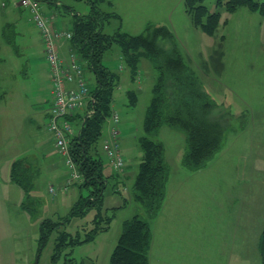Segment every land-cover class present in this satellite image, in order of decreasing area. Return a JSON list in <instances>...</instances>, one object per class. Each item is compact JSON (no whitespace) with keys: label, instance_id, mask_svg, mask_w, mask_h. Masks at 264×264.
I'll list each match as a JSON object with an SVG mask.
<instances>
[{"label":"rangeland","instance_id":"obj_1","mask_svg":"<svg viewBox=\"0 0 264 264\" xmlns=\"http://www.w3.org/2000/svg\"><path fill=\"white\" fill-rule=\"evenodd\" d=\"M19 1L0 0V13L10 15V21L12 15L18 18L13 26L5 25L7 46L0 42V264H109L123 223L137 214V206L125 202L128 190L122 184L120 192H114L113 179L108 181L102 207V213L112 218L107 231L63 251L54 262L56 232L39 251L41 223L57 221L71 211L80 196V182L62 189L69 169L57 149L58 155L53 150V135L47 129L51 100L44 46L40 31L28 20L30 12L17 6ZM103 1L101 6L121 20V25L113 20L106 33L112 34L119 26L131 35L144 34L148 26L170 30L173 39H159L158 45L167 51L177 48L193 71V90L216 105L209 119L225 129L219 150L197 170L184 164L185 134L166 126L159 129L158 139L166 148L168 180L166 200L158 213L149 216L142 212L153 234L150 264H258L264 229V8L242 6L229 12L227 0L223 5L218 0H204L209 13L221 15L215 34L209 36L193 25L185 0ZM252 1L264 4V0ZM63 3L61 23L70 18L64 12L69 7L76 14L91 10L83 1ZM219 51L224 54L223 71L217 63ZM104 64L121 78L113 111L120 119L121 151L134 172L143 156L139 138L156 73L143 60V74L132 82L130 71L123 66L119 69L123 62L116 46L106 53ZM87 76L92 84L93 74ZM129 89L137 94L135 105L128 99ZM109 127L112 125L105 127L102 143ZM102 153L104 173L110 176L113 167ZM22 159H26L24 170L34 180L29 196L11 181L14 163ZM47 162L58 163V168L49 170ZM94 214L74 219L63 230L73 235L79 232L83 239L92 229Z\"/></svg>","mask_w":264,"mask_h":264},{"label":"trees","instance_id":"obj_2","mask_svg":"<svg viewBox=\"0 0 264 264\" xmlns=\"http://www.w3.org/2000/svg\"><path fill=\"white\" fill-rule=\"evenodd\" d=\"M36 1L39 2L42 13L43 4L53 7L57 12L56 15L62 14L60 8L65 6L63 0ZM77 1L88 3L91 7L89 13L76 14L71 7L69 11L64 12L73 20L71 41L74 53L81 60L85 70L93 73L95 77L94 87L91 88V94L95 98V103L92 105L94 112L90 117L80 119L79 130L70 142L72 159L82 176V180L77 185L80 196L65 217H60L57 221L47 219L41 223L39 251L45 248L56 232L52 256L54 262L63 251L89 242L99 232L107 231L112 218L102 213V207L108 181L113 179L116 183L114 192L119 193L118 186L122 184L128 190V198L125 202L134 203L137 206V214L123 223L122 233L109 264H150L149 254L153 234L142 212H146L149 216L158 213L166 200L168 180L166 148L158 139L159 129L166 126L185 134L188 150L184 164L191 170L205 167L215 155L223 141L225 129L209 119L208 115L216 105L203 98L201 92L193 90V71L177 48L167 51L158 45L159 39H173L170 30L166 27L148 26L144 34L131 35L122 31L119 26L109 34L105 30L112 26L113 20H119L121 25L119 16L105 10L101 6L103 0ZM218 4L223 5V0H218ZM226 5L229 12H234L242 6L252 10L264 8V4L259 6L252 0H227ZM185 8L196 28H201L209 36L215 34L221 21L220 13H209L204 0H185ZM24 10L29 11L25 8ZM114 46L118 47L123 67L130 71L132 82L136 77L142 76L143 60L151 63L156 78L151 88L152 98L143 119L144 132L139 138L143 156L138 170L134 172L128 169L122 172L113 170L112 175L106 176L105 160L101 155L104 127L113 113L114 94L121 84L120 75L112 72L104 64L106 53ZM223 57V52L219 51L217 63L220 64V71L224 69ZM127 96L131 105L137 103V94L132 89L127 91ZM23 163V160L14 163L15 169L11 181L23 190L25 196H29L28 192L33 187L34 180L30 173L24 170ZM84 191L87 192L86 195ZM23 210L30 211L26 207H23ZM93 211L95 214L90 221L92 229L83 239L79 232L73 235L63 230L64 226L74 219L85 218ZM258 250L261 257L258 264H264V229Z\"/></svg>","mask_w":264,"mask_h":264},{"label":"built area","instance_id":"obj_3","mask_svg":"<svg viewBox=\"0 0 264 264\" xmlns=\"http://www.w3.org/2000/svg\"><path fill=\"white\" fill-rule=\"evenodd\" d=\"M20 5L30 11L31 22L40 31L44 46L51 83V111L47 129L53 135L55 148L70 171L67 185L62 188L64 191V188H70L72 184L82 180L70 152L71 139L77 133L73 119L81 110H87L85 118L90 117L94 112L92 105L95 98L84 76L85 67L78 56L72 53L70 63L66 65L57 51L56 43L63 39L71 40L72 33L50 28L36 0H20ZM122 66L120 64L119 69H123ZM67 84H75L76 88L66 89ZM119 121L118 114L113 111L107 120L112 127H109L108 138L106 137L102 143V149L115 172H122L126 166V158L119 145Z\"/></svg>","mask_w":264,"mask_h":264},{"label":"crops","instance_id":"obj_4","mask_svg":"<svg viewBox=\"0 0 264 264\" xmlns=\"http://www.w3.org/2000/svg\"><path fill=\"white\" fill-rule=\"evenodd\" d=\"M17 6H19V8H22L21 6H20V1H19V3H18V5ZM22 9H24V8H22ZM42 9H43V14H44V16L47 18V20H48V25H50V27L52 28V29H54V28H58V29H61V28H63V30H66L67 32H72V23H73V20H72V18L70 17V18H65V19H63V22L61 23V21L59 20V15L57 14H55V13H57L56 12V10L53 8V7H50V6H48V5H45V4H43L42 5ZM5 15V18H6V20H5V18L3 17ZM10 17V15H7L5 12L4 13H0V42L2 41V43L4 44V46L6 45V43H5V25H7V27H10V26H13V24L15 23V18L16 17H14V15H12V17H13V19H12V21H10V20H8L7 18H9ZM18 18H16V20H17ZM29 22L30 23H32L31 22V18L29 17ZM6 22V23H5ZM64 24H66V27L64 26ZM63 41H66V42H63ZM7 46V45H6ZM9 47V46H8ZM56 48H57V51H58V53L60 54V57H61V59L63 60V62L67 65V64H69L70 63V57H71V54L72 53H74L75 51H74V48H73V44H72V41L71 40H66V39H63V40H60V41H58L57 43H56ZM1 49V48H0ZM89 71L88 70H85L84 71V76H85V78H87L88 79V82H89V78H88V76H87V73H88ZM93 74V73H92ZM93 76H94V74H93ZM0 77H1V74H0ZM94 79H95V77H94ZM48 83L50 84V92H51V83H50V80L48 81ZM94 83H95V80H94V82L92 83V84H90V82H89V85H90V87L91 88H93L94 87ZM0 84H1V80H0ZM70 88H76V85L75 84H67L66 85V89H70ZM50 92H49V95H50ZM50 111H51V103H50V107H49V113H48V115H47V117L50 119ZM86 111L87 110H81V111H79L78 112V114L76 115V117H75V119H74V122H75V127H76V132H78V128H79V124H80V119H82V118H84L85 117V114H86ZM107 125L109 126V124H105V127L107 128ZM105 127H104V130H105ZM104 137V136H103ZM120 139V138H119ZM101 149H102V146H101ZM53 150H55V152H56V149H55V145H54V142H53ZM50 151H52V149H49V152ZM102 152L104 153V151H103V149H102ZM56 154H57V152H56ZM105 154V153H104ZM58 155V154H57ZM48 157H46V159H47ZM22 160H26V159H22ZM108 163L111 165V163L108 161ZM127 163V162H126ZM60 164V163H59ZM46 165H47V168L49 169V170H52V169H54V168H58V163H54V164H51V163H46ZM33 166V165H32ZM57 166V167H56ZM69 169V168H68ZM125 169H128V171H132L131 169H130V167L128 168V166L126 165L125 166ZM126 171V170H125ZM36 173H37V170H36ZM69 178H70V171H69ZM36 181V180H35ZM77 184V183H76ZM63 187V186H62ZM72 187V186H71ZM70 187V188H71ZM78 187V186H77ZM69 188V189H70Z\"/></svg>","mask_w":264,"mask_h":264}]
</instances>
